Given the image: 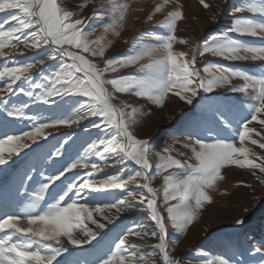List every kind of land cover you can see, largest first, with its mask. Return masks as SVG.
<instances>
[{"label":"snow or ice","instance_id":"1","mask_svg":"<svg viewBox=\"0 0 264 264\" xmlns=\"http://www.w3.org/2000/svg\"><path fill=\"white\" fill-rule=\"evenodd\" d=\"M111 2V14L107 17V22L103 27L105 33L113 32L119 35L117 29L125 19L129 5L120 4L117 0H111ZM200 2L205 8L208 7L205 0H200ZM168 3L169 0H164L163 4L157 5L155 13L161 12ZM0 13H7L5 20L10 23L5 30L2 26L3 22H0V57L8 55L4 51L6 48L16 50L22 44L25 49L50 46L51 52L47 54L48 59L65 58L58 69L42 77L44 82L33 80L31 71L36 66V62L0 66V81L5 85L0 92L5 90L10 94L18 92L45 104L52 97L87 98L86 101L78 102L79 106L74 108L67 118L60 116L51 119L50 122H40L38 117L26 114V103L20 107H9V97L0 95V109L5 111L6 117L33 121L34 131L24 132L23 137L36 143L37 137L46 139L45 129L58 125L70 126L71 123L84 117H97L100 122L94 123L93 127L106 133L105 138L88 143L84 155L67 166L60 161H54L53 165L59 164L60 166L55 167L52 174L39 181V192L35 193L31 202L27 204L23 218L29 225H42L43 227L36 229L18 227L21 215L0 211V233L4 234L0 237V264H54L57 258L67 251L61 240L62 237L66 238L69 244L80 246L89 243L90 240L75 238L74 229H79L86 237L95 239L96 233L89 230L84 222L87 220L99 228L105 227L104 224H99L93 219L94 212L103 214L105 209L116 208L117 211H122L136 206L146 209L148 220L152 224L151 230L145 225L126 228L117 237V241L108 253L103 255L97 253V264H158L153 259L156 255L162 257L159 264H179V261L170 254L174 249H170L167 242L168 224L158 208V189L151 186L156 176L169 173L163 176V203L168 205L167 218L171 222V227L177 233H184L205 202L211 203L212 197L208 189H212L216 181L223 178L222 169L235 165L241 169H258L260 173H264V163H255L250 159V155L256 154H250L249 149L244 146V142L250 139L249 134L255 131L249 127V124L257 121L264 125V119H258L261 114H264V65L256 72H249L244 69L209 63L203 68L205 75H201V71L195 66V53L189 59L187 53H178L173 50L174 41L177 40L175 35L177 22L183 19L182 11L169 12L165 19L157 25L166 29L167 32L155 35L154 43H141L135 54L108 59L102 68L80 53L103 57L109 45L102 43L104 37L89 41L88 36L91 32H86L82 27L84 21L75 19V14L62 7L60 0H0ZM233 13L241 15H234L231 26L224 32L214 33L204 41L199 55L210 53L214 57L230 61H264V44L258 45L237 38L259 36L264 39V0H241V3L233 9ZM245 13L250 15H243ZM97 15L102 18L104 16L102 13ZM232 33L235 36L231 35ZM180 43L186 44L188 41L180 40ZM72 48L79 51L70 50ZM144 58H148L150 62L140 66L139 71L144 73L143 77L105 78V73L116 72L118 66H129ZM38 63L44 64V60L41 59ZM233 78L244 81L242 86L232 89L243 94L241 106L246 105L245 110L248 113L247 116L240 118L239 126L231 129L233 123L231 109L221 103L209 104L206 109L214 122V128H209L207 131L231 129L235 133L233 139L218 137L208 142L197 138L192 143H185L183 147L190 148L192 156L189 159H194L195 163L176 158L172 153L177 150L165 147L162 153L155 152L158 158L155 163V173L151 172L154 165L150 159L154 149L148 140L138 138L132 131L137 118L143 116L144 113L130 104H114L115 97L106 87L111 85L120 93L132 92L137 97H145L160 106L163 105L169 93L192 104L199 90L212 92L216 88L230 85ZM21 81V86L14 92L13 86ZM0 129H7V121L0 123ZM20 140V135L0 130V165L9 163L4 155L5 151L18 155L22 150L30 147L26 143H20ZM237 142L240 146H237ZM251 142L257 143L255 140ZM64 143L66 144L67 141ZM6 144L7 148H5ZM101 146H103V151H99ZM260 147L264 148V144ZM41 148L42 145H36L37 150ZM65 151L66 149L55 146L54 154L60 157ZM52 155V149H48L46 154L36 151L35 162L31 161V157L25 161L16 176L20 186L24 185L25 180L32 181L34 177L30 173L33 167L46 161ZM89 155L99 156L105 163H108L110 156L119 157L122 161L134 163L139 170L126 176L125 170L121 169L119 174L110 175L99 181L84 179L83 183H78L75 177L67 183L61 180V177H64L65 181L68 180L66 173L73 169L88 168L86 160ZM178 155L183 156L184 153L179 152ZM92 168L95 170L97 165H92ZM170 169L178 171L170 172ZM87 175L90 176L92 173L89 172ZM138 177L144 182L128 189V183L136 181ZM257 179L262 178L258 176ZM57 181H60V184H56ZM53 185L56 187V194L52 197L53 202L49 203L45 210L38 211L40 203L45 200L46 193ZM74 189L77 199L83 197L85 201H87V195L92 193L111 194L109 190H124V193L115 203L103 206L98 204L95 207H89L87 202L78 205L76 199L66 205L62 204ZM11 199V191L5 190L0 196V209L8 208ZM171 201H176V203L171 204ZM237 223L240 224L243 221L238 220ZM137 228L139 230H136ZM133 234L137 237L151 236L157 238L158 242L145 247L143 244L128 240V235ZM14 236L18 237L15 241L12 239ZM261 243L262 247L255 248L254 254L249 255L248 260L256 261L258 256L257 264H264V241ZM33 245H38V247L34 248ZM248 260H237L235 264H248ZM205 264H233V260L216 257L206 260Z\"/></svg>","mask_w":264,"mask_h":264},{"label":"rangeland","instance_id":"2","mask_svg":"<svg viewBox=\"0 0 264 264\" xmlns=\"http://www.w3.org/2000/svg\"><path fill=\"white\" fill-rule=\"evenodd\" d=\"M120 4H128L129 7L117 31L119 35L113 32L105 33L104 23L111 14V0H60L62 7L75 14V19L84 21L82 27L86 32H91L88 36L89 41H95L104 37L102 43L109 45L106 47L103 57H93L88 53L81 52L86 58L97 64L98 67H104L108 59L123 58L135 54L137 48L143 44L154 43L155 35L166 34L167 30L157 25L160 24L169 12L182 11L183 19L177 22L175 35L177 40L174 41V52L187 53V58H191L196 54V68L201 71V75H205L203 68L209 64L224 65L228 68L244 69L249 72H256L264 61H230L221 57H214L210 53L199 55L203 49V42L206 41L214 33H222L231 26L233 16H239V13H233V9L241 3V0H205L207 8L201 4L200 0H169L163 10L155 13V7L163 4L164 0H117ZM98 13L104 14L103 18ZM155 13V14H154ZM7 13H0V22L7 29L10 23L5 20ZM243 15H250L245 13ZM151 17V19H149ZM256 19H260L256 17ZM14 24L15 22H11ZM231 35L235 36L234 33ZM246 42L255 44H264L261 37H237ZM180 40H186L188 43H180ZM95 47V45H92ZM72 51H79L72 48ZM8 55L0 57V66H14L16 64H26L36 62V66L32 69L31 75L35 82H44L42 77L49 75L54 69H58L65 58L57 57L56 60L48 59L47 54L51 52L50 46L40 49H25L23 45H19L16 50L6 48L4 50ZM23 53V54H21ZM43 59L44 64L38 61ZM150 62L148 58L141 59L139 62L119 67L116 72L109 71L105 73L106 79H114L122 76L143 77L144 73L140 72L142 64ZM79 75V74H78ZM22 84L17 82L14 92ZM244 81L239 78H233L230 85L219 87L212 92H204L199 90L198 95L193 98V103L188 104L179 96L169 93L164 100L162 106L152 103L145 97H137L134 93H120L111 85H107L108 90L113 94L115 99L113 103L116 105L130 104L140 109L144 115L137 118V122L132 126V131L140 139L149 141L152 149L151 162L154 167L152 173L156 172L155 163L157 157L155 152H163L165 147L176 149L172 153L173 156L181 160L195 163L190 148L183 147L185 143H192L195 139L200 138L208 142L214 141L216 138L233 139L235 133L231 129L239 126V120L248 113L245 110L246 105L241 106L243 94L235 92L232 89L240 87ZM27 87V85H24ZM5 85L0 81V89H4ZM39 91L38 89L36 90ZM0 95L9 97V107H20L27 104L25 112L28 116H36L40 122H50L53 118L70 115L72 110L79 106L78 102L86 101L87 98L80 96H65L49 98L47 104L42 101H34L23 94L16 92L10 94L6 90L0 92ZM219 102L228 109H231L233 115V123L231 129L227 131L213 130L214 122L206 111L209 104ZM130 111V109H127ZM258 119H264L261 114ZM7 121V130L10 134L21 136L20 143L30 145L29 148L22 150L18 155L10 154L5 151L4 155L9 160L7 165H0V196L5 190L11 191V204L8 208L0 209L9 213L21 215L18 227L28 228L43 227L42 225H29L27 220L23 218V212L31 198L35 193L39 192V181L47 175L52 174L55 167L54 161H60L67 166L75 159H79L84 155V150L88 143L98 141L105 138L106 133L101 129L94 128V123H99L97 117H84L69 125H58L45 129L44 137H37L36 143L23 137L24 132L34 131L33 121L26 119H16L14 117H6L5 111L0 109V123ZM250 128L255 129L251 132L250 139L244 142V146L249 149V158L255 163H264V148L260 147L264 144V125L253 121L249 124ZM257 143L253 144L251 141ZM64 141H67L65 144ZM42 145L40 150L36 149V145ZM55 146L66 149L60 157L55 156ZM237 146H240L237 142ZM8 145H5L7 148ZM48 149H52L53 155L48 157L46 161H42L33 167L30 175L34 177L32 181L25 180L24 185L20 186L17 173L31 157V161H36V151H42L46 154ZM99 151H103V146ZM183 152V156L178 153ZM242 158V157H241ZM86 163L88 168L78 167L66 173L68 180H61L67 183L75 177L78 183H83L84 179L102 180L110 175H117L121 169L125 170V175H132L139 170L138 166L130 161H122L119 157L110 156L108 163H105L99 156L89 155ZM97 165L93 170L92 165ZM178 171L170 169V172ZM89 172L92 175H87ZM255 173V174H253ZM169 173H162L152 181L151 186L158 189L157 201L158 208L165 216L168 224L167 242L171 251V255L179 261V264H205L206 260L216 257H224L235 261L248 260L249 255H253V250L262 247L264 241V173H260L258 169L239 168L235 165L226 166L221 171L222 179H218L212 189H208L209 195L212 197L211 203L205 202L202 209L198 211L193 222L188 226L184 233H177L171 227V222L167 218V207L163 203V176ZM262 179H257V177ZM142 178L136 181H130L127 185L128 189H132L136 184H142ZM56 184H60L57 181ZM18 190V195H17ZM111 194L92 193L87 195V201L83 197L77 199L73 193L65 198L62 204L70 203L73 199L77 200L78 205L88 203L89 207H95L98 204L115 203L121 198L124 190H109ZM87 193V190H86ZM56 194L55 185L45 195V200L40 203L38 211L46 209L49 203L53 202L52 197ZM175 204L176 201H171ZM107 217V218H106ZM93 219L99 224H104V228L97 227L91 221H85V225L89 230L96 233L95 239L86 237L79 229L73 230L75 238L81 240H90L80 246H74L67 242L66 238L61 240L67 251L64 252L54 264H97V253L103 255L108 253L117 237L121 235L128 227L135 225H145L149 230L152 228L151 222L148 220V213L145 208L136 206L122 211L116 208L105 209L103 214L93 213ZM243 221L238 224L237 221ZM263 224L261 228L260 225ZM136 230H139L138 228ZM4 234L0 233V237ZM18 237H13L15 241ZM128 240L145 247H150L158 242L157 238L151 236L137 237L134 234L128 235ZM239 244V245H238ZM238 245V246H237ZM38 247V245H33ZM158 264L162 260L160 255L153 257ZM256 261L248 260V264H257Z\"/></svg>","mask_w":264,"mask_h":264},{"label":"trees","instance_id":"3","mask_svg":"<svg viewBox=\"0 0 264 264\" xmlns=\"http://www.w3.org/2000/svg\"><path fill=\"white\" fill-rule=\"evenodd\" d=\"M260 227L262 228V227H263V224H261ZM238 245H239V244H238ZM238 245H237V246H238Z\"/></svg>","mask_w":264,"mask_h":264},{"label":"bare ground","instance_id":"4","mask_svg":"<svg viewBox=\"0 0 264 264\" xmlns=\"http://www.w3.org/2000/svg\"><path fill=\"white\" fill-rule=\"evenodd\" d=\"M146 1V0H145Z\"/></svg>","mask_w":264,"mask_h":264}]
</instances>
